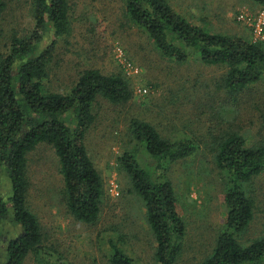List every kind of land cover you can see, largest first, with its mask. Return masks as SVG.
I'll return each instance as SVG.
<instances>
[{"label": "rangeland", "instance_id": "obj_1", "mask_svg": "<svg viewBox=\"0 0 264 264\" xmlns=\"http://www.w3.org/2000/svg\"><path fill=\"white\" fill-rule=\"evenodd\" d=\"M0 21L3 39L33 31L32 0H5ZM170 6L206 33L257 41L247 18L264 7L251 0H168ZM68 34L57 37L48 77L50 91L68 94L85 70L123 74L133 98L113 105L98 97L95 121L85 147L103 182L100 214L94 224L75 220L67 211L63 181L54 150L38 145L27 155V205L36 216L43 242L23 264H111L113 247L137 264H158L156 242L142 201L130 193L117 159L136 149L131 120L151 124L169 140L191 139L197 150L157 172L173 185L176 210L185 225L177 264H199L209 256L224 230L228 174L214 162V145L225 133L247 144L264 142V80L234 93L225 85L227 67L203 64L196 56L184 63L163 57L148 34L129 19L123 0H68ZM50 36L42 40L45 47ZM151 163V162H150ZM253 201V219L241 242L264 237V174L244 185ZM10 183L0 170V194L10 197ZM12 227L4 225L2 238Z\"/></svg>", "mask_w": 264, "mask_h": 264}, {"label": "trees", "instance_id": "obj_2", "mask_svg": "<svg viewBox=\"0 0 264 264\" xmlns=\"http://www.w3.org/2000/svg\"><path fill=\"white\" fill-rule=\"evenodd\" d=\"M251 1L264 7V0ZM123 2L131 22L148 34L163 57L184 63L196 56L205 65L227 67L225 85L234 93L264 80L262 43L206 33L174 11L168 0ZM6 8V1L0 0V21ZM68 9V0H32L34 27L29 35L12 34L1 45L0 30V170L11 188L8 199L0 194V264H23L41 249V227L27 205V155L40 144L50 146L58 159L68 213L85 224L98 220L103 182L84 142L95 121L93 105L98 97L113 105L133 98L123 74L103 75L92 69L83 71L66 95L45 87L55 39L69 32ZM46 36L51 40L43 47ZM129 128L138 149L117 159L119 170L129 180V192L144 205L157 263L177 264L185 225L176 210L172 183L156 174L163 165L194 154L196 143L164 138L140 120H131ZM215 143L214 162L228 174L231 187L224 196V230L199 264H264V237L249 244L240 240L253 219V201L244 185L264 174V142L249 146L243 136L225 133ZM5 224L13 229L8 239L2 238ZM110 263L137 264L116 247Z\"/></svg>", "mask_w": 264, "mask_h": 264}, {"label": "built area", "instance_id": "obj_3", "mask_svg": "<svg viewBox=\"0 0 264 264\" xmlns=\"http://www.w3.org/2000/svg\"><path fill=\"white\" fill-rule=\"evenodd\" d=\"M249 26L253 28L255 38L264 46V8L257 15L246 19Z\"/></svg>", "mask_w": 264, "mask_h": 264}]
</instances>
